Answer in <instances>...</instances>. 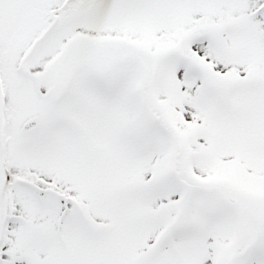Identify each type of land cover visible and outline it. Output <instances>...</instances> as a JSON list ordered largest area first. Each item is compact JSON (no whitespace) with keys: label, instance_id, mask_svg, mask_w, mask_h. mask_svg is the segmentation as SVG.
<instances>
[{"label":"snow or ice","instance_id":"6c2138e0","mask_svg":"<svg viewBox=\"0 0 264 264\" xmlns=\"http://www.w3.org/2000/svg\"><path fill=\"white\" fill-rule=\"evenodd\" d=\"M0 264H264V0H0Z\"/></svg>","mask_w":264,"mask_h":264}]
</instances>
